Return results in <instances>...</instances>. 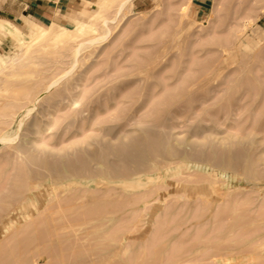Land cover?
Here are the masks:
<instances>
[{
	"label": "rangeland",
	"instance_id": "1",
	"mask_svg": "<svg viewBox=\"0 0 264 264\" xmlns=\"http://www.w3.org/2000/svg\"><path fill=\"white\" fill-rule=\"evenodd\" d=\"M103 2L73 20L97 25ZM121 16L77 65L84 37L31 44L36 65L0 76V107L23 108L0 144V222L18 209L0 264H264V0H133ZM19 47L0 31L2 61Z\"/></svg>",
	"mask_w": 264,
	"mask_h": 264
},
{
	"label": "bare ground",
	"instance_id": "2",
	"mask_svg": "<svg viewBox=\"0 0 264 264\" xmlns=\"http://www.w3.org/2000/svg\"><path fill=\"white\" fill-rule=\"evenodd\" d=\"M132 1L133 0H105V2H103L102 4H99V6H100V10H99V12H97V13H94V14H92L91 16H90V18H95L96 20L98 19V18H100V21H99V23L96 25V24H87V23H85V24H83V25H79V27H82L78 32H76V31H73V30H71V29H69L68 27H66V26H64V25H61L60 23H57V22H52L51 24H49L47 27H45V26H43V25H41V24H38V23H32V22H28L27 23V26H26V28L28 29V32L27 33H25V32H23L20 28H18V27H16V26H13L12 24H10V22H8V21H6V20H3V19H0V31H3V32H5L6 34H8V35H11V36H14L15 38H16V40H17V43L19 44V49H18V51L14 54V55H12V56H10V55H8V57H6L7 59L5 60V61H2L1 60V58H0V76L2 77V76H4V75H6V76H10V77H14V76H17L19 73H20V71H21V73H22V70H23V68L27 65H33V64H35L34 62V58L35 57H33V55H32V51H31V44L33 45V44H39V43H45V44H43V45H41L40 46V48L42 49V50H44V51H46V49L49 47V45L51 46V44H54V46H55V44L56 43H58V42H62V41H65V43H68L69 42V44L68 45H70V43H72V42H75L76 40H78V39H81V38H83L81 41H78L76 44H74L75 45V47H73L74 48V51L72 52L73 53V57H74V61L72 60V59H70V61L72 62H74V65L76 64V63H78L77 62V60L80 62L81 60L79 59L80 57L78 56L79 54H81L80 52H82V51H84L85 49L86 50H88V48H85L87 45H90V44H93L94 45V43H99V42H101V41H103V40H105V39H107V38H110L111 36H110V34H112V31H114V30H112V29H114V28H112L111 29V27L113 26H111L110 27V25L111 24H114L115 22L117 23L119 20H121V14H122V12L124 11V9L127 7V5L129 6V4H131L132 3ZM116 3V5H115V11H114V14H113V16H107L106 15V13H105V8H107L108 9V7L109 6H112V5H114ZM112 9V11L114 10L112 7H109V9L108 10H111ZM128 9V8H127ZM107 10V12L108 13H110L109 11ZM129 10V9H128ZM107 13V14H108ZM111 14V15H112ZM124 15H125V13H123ZM99 16V17H98ZM121 16V17H120ZM118 17L120 18L118 21H117V19H118ZM121 22V21H120ZM116 25V28L119 26H117V24H115ZM114 25V26H115ZM89 35V36H88ZM87 36V37H86ZM110 36V37H109ZM28 37V38H27ZM80 37V38H79ZM26 38L31 42V43H28V42H26ZM108 41V40H107ZM64 43V44H65ZM64 44H62V45H64ZM105 44V43H104ZM67 45V44H66ZM98 46L100 45V44H97ZM57 46V45H56ZM71 46H72V44H71ZM95 46V45H94ZM60 47H62L61 45H60ZM91 47V46H90ZM50 48H52V46L50 47ZM65 48V46H63V50L66 52V53H71L69 50H71V49H73L72 47L71 48H68V47H66V49H64ZM96 48V47H95ZM67 49H68V51H67ZM82 49H84V50H82ZM92 49H94V48H92ZM82 50V51H81ZM85 50V51H86ZM90 50V49H89ZM64 51H63V55L65 54L64 53ZM72 51V50H71ZM42 52V51H41ZM40 52V53H41ZM90 52V51H89ZM37 53V52H36ZM35 53V54H36ZM43 53V52H42ZM83 53V52H82ZM88 53V52H87ZM39 54V53H38ZM44 54V53H43ZM82 55V54H81ZM80 55V56H81ZM7 56V55H6ZM35 56H37L38 57V55L36 54ZM3 57V56H2ZM77 57H79L77 60H76V58ZM70 58H72V57H70ZM4 59H5V57H4ZM34 59V60H33ZM34 61V62H33ZM81 63V62H80ZM72 63H70L69 65H71ZM36 65V64H35ZM39 65V64H38ZM77 65V64H76ZM79 65V64H78ZM81 65V64H80ZM79 65V66H80ZM31 67H35V66H30V67H27V68H31ZM75 68H77V67H75ZM26 70H28V69H26ZM71 71H72V69H70ZM70 70H69V72H68V70H67V72L65 73V75H67L68 73H69V75H71L70 74ZM74 70V69H73ZM8 73V75H7V73ZM26 72V71H25ZM24 72V73H25ZM20 73V74H21ZM23 74V73H22ZM61 74V73H60ZM62 75H64V74H62ZM61 75V77H63ZM68 75V76H69ZM60 77V76H59ZM58 77V78H59ZM61 77H60V79H61ZM57 78V79H58ZM1 79V78H0ZM3 79V78H2ZM1 79V80H2ZM5 79V78H4ZM60 79H58V80H60ZM7 80V79H6ZM58 80H54L53 82L51 81V83L47 86V89H50V88H52L55 84H57L58 83ZM4 82H6V81H4ZM2 84V83H1ZM0 84V85H1ZM47 85V84H46ZM4 85H2V87H3ZM9 86V85H8ZM24 86V85H23ZM1 87V88H2ZM46 87V86H45ZM19 88V87H18ZM29 88V87H28ZM44 89V88H43ZM46 89V90H47ZM15 90H17V89H15ZM19 90H21V88L19 89ZM25 90V89H24ZM1 91V90H0ZM23 91V90H22ZM17 92H18V90H17ZM16 92V93H17ZM25 92V91H24ZM11 93V92H10ZM23 93V92H22ZM26 93V92H25ZM24 93V94H25ZM31 93H32V91H31ZM17 96H18V94H17ZM31 97V96H30ZM30 97H28V101H27V103L29 102V99L30 100H33V99H31ZM15 98H17L16 96H15ZM13 100V99H12ZM7 101H11V100H7ZM6 101V102H7ZM17 101H18V103H20L19 101V99H17ZM1 102V101H0ZM2 103H4V102H2ZM36 103V102H35ZM5 105L3 106V108H1L0 107V109H2L1 111H3V114L1 113V111H0V125L2 126L3 125V127L4 128H0V144H3L4 146H13L14 145V143H15V141H16V139L18 138V132H19V130H20V128L22 127V125H23V119H21L20 121H19V123H18V126H17V130L16 131H14V132H9L8 131V128H9V124H10V122H12L13 120H11L12 118H11V116H13V115H15V112H13V111H8L9 109H13V108H17V107H19V106H13L14 104H12V106H9V105H7L8 104V102H7V104L6 103H4ZM10 104V103H9ZM24 105H26V103H23ZM22 103H21V107H24V105H23ZM3 105V104H2ZM23 105V106H22ZM30 105V104H29ZM35 106V104H34V100H33V103H32V107H34ZM25 107H27V105L25 106ZM24 107V108H25ZM17 109H19V110H22V109H20V108H17ZM35 109V108H34ZM6 111V112H5ZM7 111H8V113H7ZM18 111V110H17ZM30 112H32V109H28L27 110V117L29 116V114H30ZM16 115H17V113H16ZM15 115V116H16ZM7 117H10L11 119V121L9 120V118H7ZM14 117V116H13ZM6 118L8 119V123H7V121H6ZM34 123V122H33ZM11 124H13V123H11ZM34 125H37L36 123L34 124ZM38 127V126H37ZM16 144V143H15ZM157 148V147H156ZM166 148V147H165ZM192 153V152H191ZM184 154H185V152H184ZM195 154V153H194ZM198 154V153H197ZM196 154V155H197ZM186 155V154H185ZM190 155V154H189ZM175 156V155H174ZM184 156V155H183ZM191 156V155H190ZM151 157V156H150ZM185 157V156H184ZM183 157V158H184ZM197 157V156H196ZM140 158V157H139ZM180 158V157H179ZM187 158V157H186ZM195 158V157H194ZM192 159V158H191ZM154 160V159H153ZM203 160H204V158H203ZM185 161H186V159H185ZM188 161V160H187ZM189 162H192V161H189ZM194 162V161H193ZM196 162H198V163H200L199 162V159L196 161ZM203 162V161H202ZM226 162V161H225ZM138 163V162H137ZM136 163V164H137ZM205 164H207V165H209V166H211V167H213V164H208L209 162H204ZM211 163V162H210ZM217 163V162H216ZM202 164V163H201ZM204 164V165H205ZM215 164V163H214ZM139 167V166H138ZM221 167V166H220ZM224 166L222 165V168H223ZM129 168V167H128ZM217 169H219V170H222L221 168H217ZM224 169V168H223ZM147 170V169H146ZM133 171V170H132ZM218 171V170H217ZM222 171H224V170H222ZM63 173V172H62ZM64 173H67V171L65 170L64 171ZM123 173V172H122ZM167 173V172H166ZM236 173V172H235ZM68 174V173H67ZM213 174V173H212ZM237 174H238V172H237ZM48 175V174H47ZM50 175V174H49ZM62 175V174H61ZM60 175V176H61ZM64 175V174H63ZM239 175V174H238ZM240 175H243V174H241L240 173ZM46 176V175H45ZM68 176V175H67ZM66 176V177H67ZM74 176V175H73ZM73 176H72V178H73ZM124 176V175H123ZM126 176V175H125ZM54 177V176H53ZM69 177V176H68ZM215 177V176H214ZM55 178V177H54ZM62 178V177H61ZM69 178H71V177H69ZM65 179H67V178H64V180ZM149 179V178H148ZM151 179V178H150ZM71 180H73V179H71ZM140 181V180H139ZM248 181V180H247ZM137 182V181H136ZM255 182V181H254ZM138 183V182H137ZM127 185V184H126ZM129 185L130 184H128V187H129ZM133 186V185H132ZM55 187V186H54ZM62 186H60V188H61ZM140 187V186H139ZM30 190V189H29ZM25 204V203H24ZM60 205V204H59ZM21 206V205H20ZM66 206V205H65ZM71 206V205H70ZM25 207H26V204H25ZM58 207V206H57ZM61 208V207H60ZM64 208V207H63ZM68 210H69V208H68ZM55 211V210H54ZM53 210H51V212H50V215H51V213L52 212H54ZM14 212H18V209L16 208L13 212H9V214L8 215H10L9 216V222L7 223V225L6 226H4V224L2 223V221L0 222L4 227L2 228L1 227V229L2 230H0V231H4V230H10V228L12 227L13 228V226H15L16 225V222H15V213ZM49 212V211H48ZM63 215H64V213H62ZM7 215V216H8ZM26 215V214H25ZM49 215V216H50ZM53 215V214H52ZM28 217H30V215H28V216H26V218H28ZM16 218H17V216H16ZM54 219L56 218V217H53ZM6 219V218H5ZM42 219V218H41ZM42 222V221H41ZM40 222V223H41ZM18 223V222H17ZM62 226V225H61ZM61 233V232H60ZM56 234V233H55ZM52 236V235H51ZM58 236V235H57ZM5 248V247H4ZM61 251V250H60ZM60 254H62V253H60ZM58 261V260H57ZM35 262V261H34Z\"/></svg>",
	"mask_w": 264,
	"mask_h": 264
},
{
	"label": "crops",
	"instance_id": "3",
	"mask_svg": "<svg viewBox=\"0 0 264 264\" xmlns=\"http://www.w3.org/2000/svg\"><path fill=\"white\" fill-rule=\"evenodd\" d=\"M85 1L88 0H1L0 17L10 23L23 22L22 29L28 22L59 23L78 18ZM73 21L74 25H80L78 20Z\"/></svg>",
	"mask_w": 264,
	"mask_h": 264
}]
</instances>
